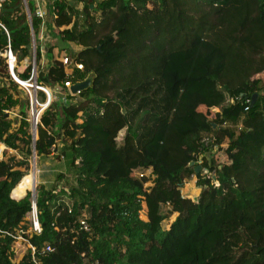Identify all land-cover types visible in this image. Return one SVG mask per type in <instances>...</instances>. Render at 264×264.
<instances>
[{
	"label": "trees",
	"instance_id": "trees-1",
	"mask_svg": "<svg viewBox=\"0 0 264 264\" xmlns=\"http://www.w3.org/2000/svg\"><path fill=\"white\" fill-rule=\"evenodd\" d=\"M78 1L77 26L68 2L51 0L52 36L80 47L69 58L83 69L66 72L48 47L37 80L54 87L93 74L92 84L75 95L63 87L33 146L26 113L15 127L5 112L20 102L16 85L0 86V264H264V0ZM0 21L23 60L22 0H5ZM31 26L36 35L40 19ZM56 125L73 184L36 187L40 232H29L31 192L11 194L30 190L32 176L10 150L49 155ZM193 176L195 199L181 193Z\"/></svg>",
	"mask_w": 264,
	"mask_h": 264
},
{
	"label": "built area",
	"instance_id": "built-area-1",
	"mask_svg": "<svg viewBox=\"0 0 264 264\" xmlns=\"http://www.w3.org/2000/svg\"><path fill=\"white\" fill-rule=\"evenodd\" d=\"M5 0H0V11L2 8V5ZM28 0H22V4L25 10V13L27 15L28 23L30 26V50L32 52V58L31 61H28L29 58H25L21 61H18L17 54L12 50L11 48V42H10V34L8 29L5 27V25L0 21V30L2 34L5 35L6 38V44L3 47H0V66L4 68L5 72L7 73L6 77L1 78L0 76V86L3 84H8V80L12 81L18 89H20V92L24 94L26 97L24 100L26 101V111L28 112V115L26 117V120L29 123V133L31 136L32 146L34 145V141L37 138V127L38 125L43 126L42 124V116L46 109L49 108L51 102L55 99L56 94H62L63 93V87L66 88L69 91V87L71 83L69 81H65L63 86L56 84L54 87H49L43 82H40L37 80V76L39 73V70L36 66V48H39L40 51V59L41 56H44V45L50 41V31L53 33H56L58 29L54 27L53 25V18L55 17L54 12L52 11V8L48 7V4L45 0H33L34 1V9L33 13L31 14L28 9ZM35 16L40 19V26H39V32L35 35L32 26H31V17ZM52 16V19L50 24H48V17ZM57 29V30H56ZM26 60V61H25ZM66 72H71L73 67H76L77 69H83L82 63L74 62L71 60L67 55L63 56L61 59H59ZM42 63V61H41ZM30 67L29 76L27 78L21 77V74L23 71ZM6 114L10 117L14 116L18 119L21 118V114L5 110ZM120 140V138H118ZM5 149V146L0 144V159L3 158V150ZM12 152V150H10ZM214 152V149H213ZM150 173V170L146 171H136V175L142 176L143 174L148 175ZM28 215V230L31 232L39 233L40 232V224L38 221V212L36 209L35 204V193L31 190V207L30 211L27 213ZM26 215V217H27ZM79 223L81 227L85 230H87V224H86V216L83 214L79 218ZM21 231V230H20ZM15 241H23L26 240L18 234L16 236H13ZM27 246L31 249V253L34 252V247H32L29 243H27ZM44 251L50 252L52 251V248L50 245L46 244L43 248ZM33 262L36 264V261L33 260ZM96 264V263H92Z\"/></svg>",
	"mask_w": 264,
	"mask_h": 264
},
{
	"label": "rangeland",
	"instance_id": "rangeland-1",
	"mask_svg": "<svg viewBox=\"0 0 264 264\" xmlns=\"http://www.w3.org/2000/svg\"><path fill=\"white\" fill-rule=\"evenodd\" d=\"M45 1L47 2L48 7L50 8L51 0H45ZM66 1L73 8L72 16L74 18L76 25L77 26L81 25L83 22V18H82L83 14L81 12L82 2L78 0H66ZM50 19H52L51 15L48 17L49 23L51 22ZM52 33L53 32L50 31L49 33L50 41L44 45V51H43L44 56H41V59H39V61H36V66L38 70H41V69L45 70L52 59L59 60L65 55L71 58L76 53V51L80 48L78 45L74 43L66 44V43L59 41L58 39L54 37L55 35L52 36ZM48 47H51V54H52L51 60L48 56V52H46ZM32 55L33 54L30 50V54L26 57V58H29L28 61H31ZM259 76L264 81V73L260 74ZM14 95L20 98V102L14 109H12V111L16 113L19 112V114H20V111H23L26 113V117H27L28 112L26 111V108H25L26 101L24 100L26 97L24 96V94L20 92V89L18 88H16ZM65 95L66 93L64 91L62 94H56L55 99L53 101H59L63 99ZM56 111L59 112V109H56ZM57 117L61 118L62 116L60 113H57ZM12 118L16 119V122L13 123V126L16 127L19 124L18 122L20 119L14 116H12ZM53 131L57 133L56 134L57 135L56 147L53 149V151L49 155L38 157L35 155V153L33 156V153H32L30 155L24 156L22 153H16L14 151L11 152L13 154H16L17 158L19 159H23V158L26 159L27 164H28V170L25 171L26 174L34 173L33 174L34 180L33 179L31 180V189L27 190L26 193L28 191L31 192V190L34 191L35 193L36 187L40 184L44 185L47 188H50L52 186H56L57 188H61V187L67 188L68 186L73 184V175L68 170V167H67L66 157L64 155L65 145L60 139L61 136L59 135L60 129L58 125H56L53 128ZM123 132L124 131H121V133L119 134V138L122 136ZM213 154H214L213 150L205 153V158L210 163L211 162L213 163V160H214ZM181 193L183 196L194 198V199L198 196L199 189L195 187V177L194 176L183 184L181 188ZM141 217L145 218V214L143 211H141ZM27 220H28V215L26 217V222H28ZM162 225L164 227H167V221H164Z\"/></svg>",
	"mask_w": 264,
	"mask_h": 264
},
{
	"label": "water",
	"instance_id": "water-1",
	"mask_svg": "<svg viewBox=\"0 0 264 264\" xmlns=\"http://www.w3.org/2000/svg\"><path fill=\"white\" fill-rule=\"evenodd\" d=\"M92 80H93V74H89L83 80L75 82V83H72L70 85V87H69V93L71 95H75V94L79 93L80 91H82V90L86 89L87 87L91 86ZM254 97H255V95L252 96L251 104L254 102ZM33 156H34V150H33ZM199 169H200V166L197 165L195 167V171L198 172ZM203 171L207 172V169L204 168ZM25 194H26V192L22 196H20L18 198H15V197H13V198L14 199H19V198L23 197Z\"/></svg>",
	"mask_w": 264,
	"mask_h": 264
},
{
	"label": "bare ground",
	"instance_id": "bare-ground-1",
	"mask_svg": "<svg viewBox=\"0 0 264 264\" xmlns=\"http://www.w3.org/2000/svg\"><path fill=\"white\" fill-rule=\"evenodd\" d=\"M36 172H37V171H36ZM30 174H31V176H32V179L34 180V176H33L34 173H33V174L30 173ZM23 177H25V175H24ZM23 177H22V178H23ZM22 178L20 179V181L22 180ZM20 181H19V182H20ZM13 189H14V188H13ZM13 189H12V190H13ZM30 189H31V187H30ZM26 191H27V190H26ZM26 191H25V192H26ZM11 192H12V191H11ZM11 196H12V194H11ZM21 196H22V195H21ZM12 197L18 198V197H20V196H18V197H16V196H12Z\"/></svg>",
	"mask_w": 264,
	"mask_h": 264
},
{
	"label": "crops",
	"instance_id": "crops-1",
	"mask_svg": "<svg viewBox=\"0 0 264 264\" xmlns=\"http://www.w3.org/2000/svg\"><path fill=\"white\" fill-rule=\"evenodd\" d=\"M199 189V188H198Z\"/></svg>",
	"mask_w": 264,
	"mask_h": 264
}]
</instances>
